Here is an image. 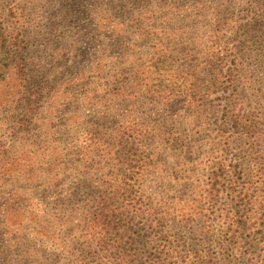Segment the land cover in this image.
Instances as JSON below:
<instances>
[{
    "label": "rangeland",
    "instance_id": "rangeland-1",
    "mask_svg": "<svg viewBox=\"0 0 264 264\" xmlns=\"http://www.w3.org/2000/svg\"><path fill=\"white\" fill-rule=\"evenodd\" d=\"M228 1L0 0V51L6 47L14 57L0 63V188H23L30 193L40 184L36 179L43 182L42 171L50 153L63 172L69 166L67 161L76 158L73 147L80 148L85 130L98 132L96 125L101 124V118L103 122L124 123L127 119L144 123L149 118L166 129L149 131L147 151L133 157L134 163L138 158L141 164L145 162L141 189L147 196L152 194V200L160 195L172 200L173 210H177L175 221L181 219L182 211H201L184 227L186 232L191 228L195 231L187 233L192 249L200 238L196 231L210 225L218 231L214 239L230 241L225 236V223L233 211L235 187L227 183L230 191L219 192L211 201L206 185L220 160L228 164L235 153L244 155L247 151L246 146L234 144L230 153L224 142L215 148L213 111L215 105L221 109L225 100L220 94L211 95L207 105L198 108L189 107L185 97L167 103V98L156 94L161 89L165 93L162 97L170 93L183 96L191 62L196 66L202 61L201 55L190 57L197 55L192 49L198 52L199 41L203 42L202 50L219 45L218 38L205 33V27L210 29L216 22L201 17L202 7L212 12L233 3L235 13L256 11V17L264 13V0ZM246 13L240 15L244 25L239 35L226 34L229 47L241 41L238 50L242 49L239 55H243L244 64L237 71L243 88L234 84L228 91L236 90L237 97L245 101L244 107L258 104L264 112V36L253 34L264 30V22ZM248 32H252L251 39L244 35ZM259 39L263 41L257 42ZM2 41L8 43L1 46ZM115 86L122 88L123 96H118ZM256 96L259 99L253 101ZM260 169L264 170V164ZM246 173L251 180L247 185L252 183L247 207L250 229L237 239L233 249L211 248L221 264H264V185H253L254 168ZM242 180L238 188L244 185ZM45 197L39 190L25 201ZM11 216L15 219L16 215ZM65 229H56L54 238L49 237L48 245L42 247L47 254L35 257V250L31 255L34 260L22 264H86V245L76 252L75 232ZM243 239L254 248L245 247ZM0 264L14 262L0 259Z\"/></svg>",
    "mask_w": 264,
    "mask_h": 264
},
{
    "label": "trees",
    "instance_id": "trees-1",
    "mask_svg": "<svg viewBox=\"0 0 264 264\" xmlns=\"http://www.w3.org/2000/svg\"><path fill=\"white\" fill-rule=\"evenodd\" d=\"M225 8L219 7L210 12L202 7L201 17L216 22L210 24V29L205 27V33L210 32L220 43L202 50L203 42L199 41L198 52L192 49L197 55L190 57L201 55L202 61L196 66L193 61L191 62L193 65L188 69L191 70L190 79L186 83L187 89H183V96L170 93L167 97H162L165 93L161 89L156 94L164 100L167 98V103L185 97L189 107L198 108H204L207 105L206 100L211 95L220 94V98L225 100L226 103L221 109L218 105L216 109L215 105L213 111L215 117L213 132L218 142L215 148L224 142L226 151L230 153L234 144L246 146L247 151L243 153L245 157L238 153H235L232 159L226 157L229 159L228 164L220 160L219 166L210 171L206 185L211 201L215 200L219 192L230 191L227 190V183L230 187L231 185L235 187L229 188L236 196L232 214L226 217L228 223H225L227 227L225 236H228L230 241L214 239L218 231L210 225L206 231H196L200 238L192 249L187 233L195 231L191 228L186 232L184 227L191 224L195 214L201 211L186 212L181 208L182 212L179 214L181 219L175 221L174 214L177 210H173L172 200L160 194L158 199L152 200V194L147 196L145 195L147 192L141 189L142 177L146 175L145 162L142 160L141 164L138 158L134 163L133 157L137 152L143 154L147 151L145 139L150 136L149 131L161 132L166 126L156 124L147 116L145 117L148 119H145L144 123L129 119L127 123L103 122L101 118V124L96 125L98 132L94 133L93 129L91 133L85 130L83 137L80 138V148L73 147L76 158L67 161L69 166L63 172L62 170L60 172L58 159L50 153L46 156V168L42 171L43 182L35 178L40 184L32 187L30 193H26L23 188L11 187L8 190L0 188L1 260L14 264L32 262L34 259L31 255L35 250L37 251L35 257H42L41 252L47 254L42 247L48 245L49 237L54 238L56 229L67 228L65 230L71 229L75 232L74 243L75 247H78L76 252L86 245L89 253L86 264H221L211 248L225 246L227 249H233L234 243L238 242L237 239L250 229L251 218L247 215L249 211L247 207L251 203L248 192L252 189V183L250 185L246 183L251 181L246 170L254 168L256 171L254 176L256 181L253 185H264V170L260 169L264 164V112L260 110L258 104L244 107L245 101L237 97V91L232 90L230 93L228 91L234 84L242 85L239 79L242 75L237 71L244 64L243 55H239L242 49L238 50L242 45L241 41L229 47L231 41L226 39V34H234L235 37L239 35L240 27L244 25L239 21L240 15L246 13V10L235 13L233 3ZM252 13L254 15L256 11H248L246 14ZM200 14L198 13L197 17ZM253 18H255L253 20L258 18L259 23L260 20L264 22V13L257 17L255 14ZM251 33L244 35L251 39ZM253 34L261 38L264 36V30L253 31ZM6 43L8 41H2L1 46H5ZM1 51L0 55L2 53L4 55L0 63L14 58L7 53L6 47H2ZM115 87L118 96H123L122 88ZM258 99L256 96L253 101ZM227 126L230 130L226 128ZM137 132L138 135H135ZM177 135L179 138H186V135ZM174 139L177 140V138L171 140L174 142ZM240 180L244 185L238 188ZM26 190L29 191V188ZM39 190L46 196L44 200L25 201L27 198L31 199L35 191ZM24 203L27 205H23ZM183 208H186V204ZM203 209L205 208L200 210ZM11 213L16 215L15 219ZM13 227L16 231H13ZM244 240L243 245L252 250L254 245Z\"/></svg>",
    "mask_w": 264,
    "mask_h": 264
}]
</instances>
